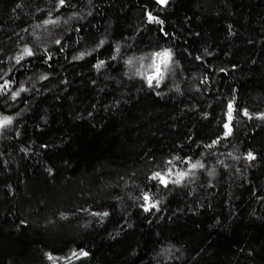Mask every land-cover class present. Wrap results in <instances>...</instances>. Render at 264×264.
I'll list each match as a JSON object with an SVG mask.
<instances>
[{
    "label": "trees",
    "instance_id": "trees-1",
    "mask_svg": "<svg viewBox=\"0 0 264 264\" xmlns=\"http://www.w3.org/2000/svg\"><path fill=\"white\" fill-rule=\"evenodd\" d=\"M164 48L150 88L133 73L151 61H125ZM4 72L0 264H264V0H0ZM197 161L178 185L150 179Z\"/></svg>",
    "mask_w": 264,
    "mask_h": 264
},
{
    "label": "snow or ice",
    "instance_id": "snow-or-ice-1",
    "mask_svg": "<svg viewBox=\"0 0 264 264\" xmlns=\"http://www.w3.org/2000/svg\"><path fill=\"white\" fill-rule=\"evenodd\" d=\"M66 0H58V7H63L65 5ZM169 0H156V3L161 5V6H166L168 4ZM19 7V5H17ZM148 22L153 23H163V21H159L156 17H154L151 13H148ZM58 23V20L56 19H46L43 21L44 25H49V24H56ZM37 27H40V25H37ZM27 31V29H25ZM167 35V33H164ZM57 44H60V40H56ZM104 44V41L101 40L99 42V46H102ZM117 52H119V47L116 49ZM87 54L90 53H80L79 56L74 57L73 59H83V57ZM34 55V51L32 48L28 46H24L23 49L21 50V54L15 57L16 63L20 64L21 61L25 59V57H31ZM49 58H51L49 56ZM116 57L114 56L113 59ZM150 60L151 63L147 65V68L152 69L151 74H148L147 72L141 73L140 68H144L145 65L143 63H140V67L135 69V72L133 73L134 75H140L142 78L145 79L148 87H159L160 84L165 80L166 75L169 74L172 71V65H173V54L171 49L164 48L160 51L153 52L149 54L148 56H141V57H136V58H129L128 60L125 61L126 65L129 67L131 70L134 66V64L137 61L143 62L144 60ZM197 59H200V57H197ZM104 61L101 60L99 63H97L94 67L99 70L104 66ZM11 71V70H9ZM8 75V72H4L2 75H0V80L3 81V83H0V93L6 92L10 90V86L13 83V81L5 79V77ZM48 77L46 75H41L40 79L41 80H46ZM207 79V78H205ZM203 82V81H202ZM28 91L25 87L21 86L18 90L12 91L11 92V99L15 100L17 97L20 96L22 92ZM235 111L234 108V98L233 101H229L227 104V112H226V122L223 123V128H224V133H223V138H227L232 134V126L231 122L233 120V112ZM243 115L245 117H248L249 119H252V115L248 112L247 109L243 110ZM257 118L259 119H264V113H261ZM13 118L11 116H0V128H4L10 124H12ZM217 141L214 140L212 144H216ZM212 145H209L211 147ZM231 155V154H230ZM174 159H179V157H175ZM246 159L249 161H252L255 159V156L249 152L246 156ZM169 164L173 163V160L168 161ZM205 164H203L200 161H197L195 163H191L190 168L186 171H179L173 174L172 170L169 169L167 172H154L153 175L150 177L151 180H156L160 185L163 187L167 188L169 184H180L182 181H184L187 177L194 175L195 170L197 169H204ZM215 170L213 169L212 171L209 172V175H213ZM173 175L175 178L173 179ZM142 200L143 204L141 207L143 208V211L149 212L152 209H156L158 207L159 201H153L152 196L148 192H144L142 195ZM93 215H100V216H107V212L103 213H93ZM88 253L85 251H81L79 253H76L75 251L72 253V257L78 258L79 256H87ZM69 257V260L72 258ZM48 259L50 261H53V264H55V259L52 255H48Z\"/></svg>",
    "mask_w": 264,
    "mask_h": 264
},
{
    "label": "rangeland",
    "instance_id": "rangeland-1",
    "mask_svg": "<svg viewBox=\"0 0 264 264\" xmlns=\"http://www.w3.org/2000/svg\"><path fill=\"white\" fill-rule=\"evenodd\" d=\"M151 74V73H150Z\"/></svg>",
    "mask_w": 264,
    "mask_h": 264
}]
</instances>
